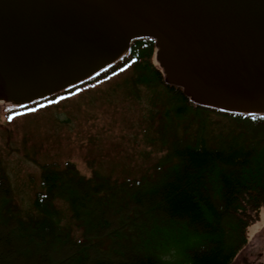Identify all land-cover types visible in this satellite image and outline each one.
<instances>
[{
    "label": "trees",
    "instance_id": "16d2710c",
    "mask_svg": "<svg viewBox=\"0 0 264 264\" xmlns=\"http://www.w3.org/2000/svg\"><path fill=\"white\" fill-rule=\"evenodd\" d=\"M157 51L154 39L136 40L87 81L132 65L138 83L156 89L155 117L186 124L157 175L108 184L72 162L45 165L35 198L39 216L27 222L9 178L0 175V264H233L248 246L264 208V114L194 102L166 81ZM58 199L67 202L81 240L60 225Z\"/></svg>",
    "mask_w": 264,
    "mask_h": 264
},
{
    "label": "water",
    "instance_id": "95a60500",
    "mask_svg": "<svg viewBox=\"0 0 264 264\" xmlns=\"http://www.w3.org/2000/svg\"><path fill=\"white\" fill-rule=\"evenodd\" d=\"M144 38L194 102L264 114V0H0V101L74 88Z\"/></svg>",
    "mask_w": 264,
    "mask_h": 264
},
{
    "label": "rangeland",
    "instance_id": "374dc122",
    "mask_svg": "<svg viewBox=\"0 0 264 264\" xmlns=\"http://www.w3.org/2000/svg\"><path fill=\"white\" fill-rule=\"evenodd\" d=\"M137 79L129 65L28 108L0 101V175L11 182L22 221L39 216L35 198L42 191L45 165L64 167L72 162L82 175L108 184L157 175L169 146L184 138L186 124L178 127L177 122L155 117L158 109L151 96L156 89L151 91ZM55 204L60 225L73 239L81 240L82 230L67 202L58 199ZM249 234L248 246L233 264H240L264 236V208Z\"/></svg>",
    "mask_w": 264,
    "mask_h": 264
},
{
    "label": "flooded vegetation",
    "instance_id": "af4514ba",
    "mask_svg": "<svg viewBox=\"0 0 264 264\" xmlns=\"http://www.w3.org/2000/svg\"><path fill=\"white\" fill-rule=\"evenodd\" d=\"M251 249L250 254L243 257L240 264H264V236L260 237V242Z\"/></svg>",
    "mask_w": 264,
    "mask_h": 264
}]
</instances>
